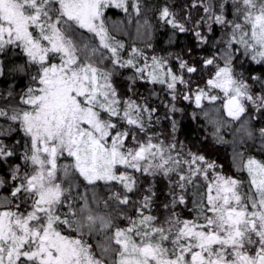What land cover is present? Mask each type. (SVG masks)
<instances>
[{
    "label": "snow or ice",
    "instance_id": "obj_1",
    "mask_svg": "<svg viewBox=\"0 0 264 264\" xmlns=\"http://www.w3.org/2000/svg\"><path fill=\"white\" fill-rule=\"evenodd\" d=\"M149 7L0 0V264H264V0H189L182 19L156 7L173 35L209 46L199 65L109 24V9ZM157 86L172 98L163 115ZM179 99L220 142L239 125V175L178 139Z\"/></svg>",
    "mask_w": 264,
    "mask_h": 264
},
{
    "label": "trees",
    "instance_id": "obj_2",
    "mask_svg": "<svg viewBox=\"0 0 264 264\" xmlns=\"http://www.w3.org/2000/svg\"><path fill=\"white\" fill-rule=\"evenodd\" d=\"M167 2L170 5H172L178 14V18H184L187 12V5L189 4V0H142L143 4H147L150 7L148 8L147 11L142 12V15H146L148 13L150 15V12H152L154 18L151 19V22L153 24V29H152V34L149 35L147 32L146 35V40L144 41H139L138 39L136 41V45L139 47H145L147 44H152L153 48L149 49L145 47V50L149 52V54H156L159 53L161 55H167L168 52H171L175 55L182 56L184 59H189V62H196L198 65L202 58L205 55L209 54L208 45H204L203 48L199 46V42L197 41L194 32L189 31L187 33H182V32H175V35H173L174 30L172 29L171 25L164 24L162 21H159L158 19V14L155 11V8L158 7L161 3ZM183 6V10H182ZM193 14L196 13V9H192ZM120 12L116 11H111L109 10L107 15L109 19H117V18H122L120 15ZM129 15V14H128ZM131 18H134L131 16ZM129 18H123L126 22L128 21ZM189 24L191 23L190 21L188 22ZM218 28V26H217ZM125 34V33H124ZM120 35L121 39L125 40V36ZM216 35L219 36V32H216ZM148 36V37H147ZM172 40L170 43L169 40ZM191 48L193 51L191 53L188 52V49ZM17 60H20L19 57H16ZM22 62V61H21ZM171 63L174 66V69L179 71L178 65H179V60H176L173 58L171 60ZM247 67H254L257 70H259L260 66L256 64H251L247 65ZM194 79H198L196 74H193ZM23 79V77H21ZM124 83L127 81L124 80ZM201 83H203V80H200ZM0 87H3L2 83H0ZM140 92L147 94L145 92L146 86L141 83L139 85ZM156 91L160 92V96H152L150 98L151 103L159 108V114L163 115L165 111V104L171 101V97L167 95V93L161 91L160 87H156ZM178 105V107H185L186 111L183 117H181L179 114H177V119L180 122V131L177 133L178 139L182 141L183 143L186 144V139L188 138V144L187 145L189 148H191L193 151L197 150V146H200V141L203 144L202 141V136L204 134L206 136H211L212 135V141H208L207 144H203V148H206L205 150L211 151V154L214 155L215 158L218 159L219 164H224L225 165V171L228 174H237L236 170L231 167V162H229V159L232 158L233 151L234 149L238 148L241 142V137L243 136V132L239 130V125H231L228 126L226 125L223 129H221V133L225 137L223 142H220L216 139V137L213 136V132L215 131L214 127L212 126L211 123L207 122L208 120L203 116L200 115L198 119H192L191 118V112L193 110L199 112L200 110L196 108V106L189 101H184L182 99H179L175 101ZM165 122L170 131L171 125L168 121H163ZM163 122H160L163 123ZM168 122V123H167ZM160 130V129H157ZM164 131V130H160ZM210 132V133H208ZM233 141L235 143H233ZM228 161V162H227ZM148 182H150V178H148ZM144 187H147V183L144 184ZM156 190H157V196H158V201H157V206L159 207V202L160 199L163 198V194L166 193L167 191V178L164 177H158L156 180Z\"/></svg>",
    "mask_w": 264,
    "mask_h": 264
},
{
    "label": "rangeland",
    "instance_id": "obj_3",
    "mask_svg": "<svg viewBox=\"0 0 264 264\" xmlns=\"http://www.w3.org/2000/svg\"><path fill=\"white\" fill-rule=\"evenodd\" d=\"M112 12L116 11V12H120L122 18H117V19H109V24L110 26L114 29L115 32H118L119 35H123L125 36V41L128 44H136V41L138 39L139 41H144L146 40V35L147 32L149 35L152 34V29H153V24L151 22V27L145 28L143 26V21L144 19H148L151 21L152 18H154L152 12H150V15L148 13H146V15H142V17H134L136 19L131 18L130 15L124 13L121 9H109ZM123 18H129L128 21L126 22L125 20H123ZM140 28L139 33L137 32V28ZM148 37V36H147ZM163 122V120L161 121ZM168 123V122H167ZM158 129L160 130H169L168 125L163 122L158 126ZM158 130V131H160Z\"/></svg>",
    "mask_w": 264,
    "mask_h": 264
},
{
    "label": "flooded vegetation",
    "instance_id": "obj_4",
    "mask_svg": "<svg viewBox=\"0 0 264 264\" xmlns=\"http://www.w3.org/2000/svg\"><path fill=\"white\" fill-rule=\"evenodd\" d=\"M208 122V121H207ZM234 125H236V124H233V126ZM208 133H210V132H208ZM186 145H189L188 143V138L186 139ZM202 141H203V144L205 145V144H207L208 143V141H212V135L211 136H206L205 134H204V136H202ZM200 143V146L198 147H196L197 149H199L201 152H203L204 154H206L210 159H214V160H216L217 161V163H219V161H218V159L217 158H215L214 157V155L213 154H211V151H209V150H205L206 148H203V144L201 143V141L199 142ZM248 144L249 145H251V142L249 141L248 142ZM254 154H256V155H259V153L258 152H255ZM228 162V161H227ZM231 162V158L229 159V162L228 163H230ZM231 164V163H230Z\"/></svg>",
    "mask_w": 264,
    "mask_h": 264
}]
</instances>
